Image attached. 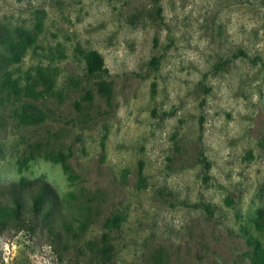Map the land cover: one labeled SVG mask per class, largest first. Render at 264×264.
<instances>
[{"label": "rangeland", "instance_id": "374dc122", "mask_svg": "<svg viewBox=\"0 0 264 264\" xmlns=\"http://www.w3.org/2000/svg\"><path fill=\"white\" fill-rule=\"evenodd\" d=\"M16 28L34 44L0 70V189L46 182L60 212L0 230V264H100L102 234L110 264H248L247 241L264 247V0H0V34Z\"/></svg>", "mask_w": 264, "mask_h": 264}, {"label": "trees", "instance_id": "16d2710c", "mask_svg": "<svg viewBox=\"0 0 264 264\" xmlns=\"http://www.w3.org/2000/svg\"><path fill=\"white\" fill-rule=\"evenodd\" d=\"M13 34V35H12ZM34 44L33 38L28 35L27 31L16 28L12 33L6 32L0 34V70L5 67L18 64L24 52L28 47ZM84 70L88 79H96L95 82L97 93L108 98L110 96L109 84L102 79L106 74L103 67L102 59L96 51L88 50L83 53ZM87 94V92L84 94ZM42 117L37 115H28L24 117V123L37 124L41 122ZM49 160H61V155L49 153ZM0 196L6 200L0 201V230L13 228L22 230L35 224L40 218L41 222H48L60 212V201L46 182L28 183L23 180L17 184H10L0 189ZM256 230L264 229V214L257 215L255 221ZM101 247L99 250L100 264H110L112 257V247L108 244L107 234L101 235ZM247 252L248 264H264V247L256 240H248Z\"/></svg>", "mask_w": 264, "mask_h": 264}]
</instances>
